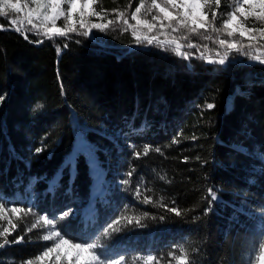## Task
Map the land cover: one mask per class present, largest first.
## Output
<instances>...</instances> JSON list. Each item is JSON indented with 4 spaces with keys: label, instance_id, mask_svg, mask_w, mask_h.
<instances>
[{
    "label": "trees",
    "instance_id": "16d2710c",
    "mask_svg": "<svg viewBox=\"0 0 264 264\" xmlns=\"http://www.w3.org/2000/svg\"><path fill=\"white\" fill-rule=\"evenodd\" d=\"M138 3L101 0L96 7L112 19L113 9L130 16ZM232 3L221 0L218 15ZM6 13L0 16V198L54 218L58 230L81 241L127 205L129 214H149L143 227L124 222L111 242L129 259L153 253L166 264L182 245L194 264H247L264 221V65L236 52L224 66L209 64L195 48L182 49L192 54L185 60L138 45L119 25L48 40L27 31L31 26H13L19 14ZM190 38L211 49L205 55L223 51ZM146 146L147 155L134 156ZM209 189L218 199L205 214ZM144 196L152 203L143 204ZM64 212L71 214L61 219ZM44 243L51 242L6 246L0 264H20Z\"/></svg>",
    "mask_w": 264,
    "mask_h": 264
},
{
    "label": "snow or ice",
    "instance_id": "6c2138e0",
    "mask_svg": "<svg viewBox=\"0 0 264 264\" xmlns=\"http://www.w3.org/2000/svg\"><path fill=\"white\" fill-rule=\"evenodd\" d=\"M99 3L101 0H31L34 7H29L28 3L23 6L28 9L27 24L31 25L27 31L37 37L43 36L53 40L54 37H68L70 33L87 37L93 33V30L106 32L110 27L119 25L122 31L131 33L138 45L165 48L185 60L190 59L192 54L182 49L195 48L200 52L199 58L209 64L224 66L229 61L231 53L236 52L246 56L250 61L264 65V44H259V41H264V0H233L230 11L219 15L216 9L220 8L221 0H139L130 16L127 10L113 9L115 17L112 19L108 18L109 12L106 9L103 7L97 9L96 5ZM128 7H131V4ZM6 9L21 12V0H0V16L7 14ZM93 17L96 18L95 22L91 19ZM61 19L63 25L58 26L57 21ZM218 19L219 24H217ZM250 19L253 25L258 23L261 26H250L248 24ZM15 31L21 32L22 29L18 26ZM192 36L211 41L223 51H217L216 58L205 55L211 49L206 44L193 43L190 38ZM245 37L249 41L247 45L243 43ZM24 39H29L27 34H24ZM183 41L187 43H182ZM36 42L43 43L42 40ZM67 46L64 44L65 48ZM201 48L203 51H200ZM60 51L61 49L57 47L58 54ZM36 107L42 109L44 105L37 104ZM207 108L212 109L214 105L209 103ZM36 151L39 152L41 149ZM148 151L149 147L146 146L142 153L134 152V156L139 158L141 154L147 155ZM156 151L161 150L156 149ZM126 175L131 177L133 173L129 171ZM129 182V179L122 181L124 185H128ZM208 192L211 200L205 214L211 211L212 202L218 199L214 190L209 189ZM135 194L137 198L141 196L139 187L136 188ZM141 202L151 204L152 199L144 196ZM167 210L177 217L182 215V211L178 208L169 207ZM130 212L131 208L126 205L106 226L97 229L90 237L81 241L67 237L58 230L54 218L38 215L31 206L9 205L0 198V221L6 220L8 225L0 226V238H2L0 250L13 244L44 241L51 243L42 244L39 252L20 261V264H161V261L165 260L163 256L148 253L129 259L124 253L116 251L111 246L115 235L124 230V222L126 225L143 227V220L149 217L147 212L129 214ZM70 214V212L62 213L61 219H66ZM29 216L33 217L30 221L27 219ZM26 221L27 226L24 227L22 234L9 240L8 236ZM34 230L40 231L34 232ZM28 233H34L35 240L29 237L26 241L25 237ZM166 264H194V261L189 249L181 245L167 254ZM247 264H264V221L260 225L257 237L251 243Z\"/></svg>",
    "mask_w": 264,
    "mask_h": 264
},
{
    "label": "rangeland",
    "instance_id": "374dc122",
    "mask_svg": "<svg viewBox=\"0 0 264 264\" xmlns=\"http://www.w3.org/2000/svg\"><path fill=\"white\" fill-rule=\"evenodd\" d=\"M25 3H28L29 7H34V4H31V0H26L24 3H22L21 4L22 5V11L18 13L19 14V18L15 20L16 23H13L12 22V25L13 26H16V25H20V26H22V25L31 26V25H28L27 24L26 13H27L28 9L23 7ZM0 226H8L7 225V221L6 220L5 221H0Z\"/></svg>",
    "mask_w": 264,
    "mask_h": 264
}]
</instances>
